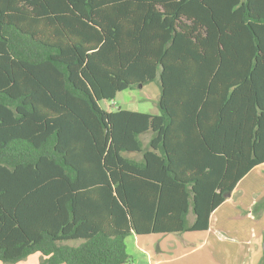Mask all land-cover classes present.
Masks as SVG:
<instances>
[{
    "label": "trees",
    "instance_id": "obj_1",
    "mask_svg": "<svg viewBox=\"0 0 264 264\" xmlns=\"http://www.w3.org/2000/svg\"><path fill=\"white\" fill-rule=\"evenodd\" d=\"M235 37L252 39L263 89L264 0H0V261L127 264L132 233L207 230L264 161L258 96L249 156L217 146L219 124L186 132V88L211 90ZM157 78L159 114L113 110Z\"/></svg>",
    "mask_w": 264,
    "mask_h": 264
},
{
    "label": "crops",
    "instance_id": "obj_2",
    "mask_svg": "<svg viewBox=\"0 0 264 264\" xmlns=\"http://www.w3.org/2000/svg\"><path fill=\"white\" fill-rule=\"evenodd\" d=\"M254 48L252 39L232 38L229 52L222 56V63L216 66L213 75L217 74V79L211 90L203 95L199 92H188L186 88V132H189V125L197 121L201 122L209 132H214L212 128H217L216 125L219 124L224 129H219L218 133H221L222 137H218L220 140L215 141L217 146L221 147L223 143H227L230 148L236 147L238 150L245 148L246 156H249V145L255 138L253 127L256 125V114L261 111L256 97L264 100V88L257 90L253 83L248 82L250 79L248 73L253 70L255 62ZM200 96L202 101L198 108L196 105H191L194 103L192 99ZM119 108L139 111L129 106L128 108L113 107V110ZM157 108L158 110L150 113L159 114L160 108L159 106ZM151 136L150 132L142 135L145 147ZM193 139L186 135V140L192 142ZM193 154L192 151L187 150L186 158ZM199 154L202 157L206 156L202 150H199ZM129 155L134 158L142 157L140 153ZM233 155L240 154L237 152ZM251 157H253L252 153ZM225 197V200L212 212L207 230L128 235L127 251V240L131 238L133 243V253L128 251L131 256L130 262L133 264H264V161L252 166L237 181L234 188L225 194ZM195 217V214L190 212L188 222L193 223ZM80 242L81 240L69 241L70 244ZM42 258L41 252H34L25 258L26 261L23 259L16 264H40ZM0 264L4 263L0 261Z\"/></svg>",
    "mask_w": 264,
    "mask_h": 264
},
{
    "label": "rangeland",
    "instance_id": "obj_3",
    "mask_svg": "<svg viewBox=\"0 0 264 264\" xmlns=\"http://www.w3.org/2000/svg\"><path fill=\"white\" fill-rule=\"evenodd\" d=\"M161 93L160 80L157 78L143 86L137 85L121 91L116 98L109 103L113 107L134 108L142 112H153L158 110V100ZM128 251L133 253V243L131 238L127 240ZM27 259H25L26 261ZM4 263V262H3ZM5 264V263H4ZM16 264V263H15ZM128 264H133L132 262Z\"/></svg>",
    "mask_w": 264,
    "mask_h": 264
},
{
    "label": "water",
    "instance_id": "obj_4",
    "mask_svg": "<svg viewBox=\"0 0 264 264\" xmlns=\"http://www.w3.org/2000/svg\"><path fill=\"white\" fill-rule=\"evenodd\" d=\"M140 86H143V84H140Z\"/></svg>",
    "mask_w": 264,
    "mask_h": 264
}]
</instances>
